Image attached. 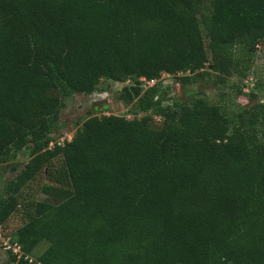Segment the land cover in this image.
Instances as JSON below:
<instances>
[{"label":"trees","instance_id":"trees-1","mask_svg":"<svg viewBox=\"0 0 264 264\" xmlns=\"http://www.w3.org/2000/svg\"><path fill=\"white\" fill-rule=\"evenodd\" d=\"M263 40L264 0H0V253L20 250L3 264H264V104L168 102L161 83L210 61L228 75ZM103 80L127 83L120 100L161 127L93 116L54 142L67 100ZM61 156L71 194L4 233L18 195Z\"/></svg>","mask_w":264,"mask_h":264},{"label":"rangeland","instance_id":"rangeland-1","mask_svg":"<svg viewBox=\"0 0 264 264\" xmlns=\"http://www.w3.org/2000/svg\"><path fill=\"white\" fill-rule=\"evenodd\" d=\"M209 4H211V0H207V5ZM203 33L206 50L211 59L209 39L205 31ZM255 50L254 56L238 52V63L228 75L216 71L211 61L205 69L196 72L189 80L180 85L176 79L166 74L163 75L161 83L168 87V102L177 100L181 101L179 103H190L195 98L202 97L211 104L221 105L229 113H239L251 107L256 101L264 104V40L258 43ZM127 85V83L103 80L100 90L93 95H77L68 99L66 109L61 115L59 127L53 134V141L61 144L71 141L83 121L93 116L116 115L129 120L148 117L153 128H160L162 124L160 118L137 111V100L130 105H126L120 100L119 95ZM263 134L264 122L257 130L258 138L262 139ZM27 153V151H23L17 154L15 160L11 161L6 169H3L5 181L14 179L20 172L23 165L29 160ZM62 162V156L53 160L22 190L18 195L20 207L3 225L4 233L11 234L28 223L36 203L57 205L71 194V186L67 182H59L62 179ZM1 234L0 236H2ZM46 247V245H42L37 252H43ZM8 259L9 256L5 251L0 253L2 264Z\"/></svg>","mask_w":264,"mask_h":264},{"label":"built area","instance_id":"built-area-1","mask_svg":"<svg viewBox=\"0 0 264 264\" xmlns=\"http://www.w3.org/2000/svg\"><path fill=\"white\" fill-rule=\"evenodd\" d=\"M145 81V80H144ZM151 84H155V82H152V83H149V85L150 86H152ZM0 238H1V236H0ZM13 250L15 253H20V250L18 249V248H15V247H12L11 245H10V243L8 242V241H6L5 242V245H4V251H9V250Z\"/></svg>","mask_w":264,"mask_h":264}]
</instances>
